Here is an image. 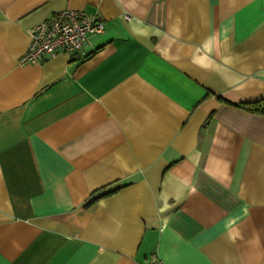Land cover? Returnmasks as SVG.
Listing matches in <instances>:
<instances>
[{"label":"crops","instance_id":"obj_1","mask_svg":"<svg viewBox=\"0 0 264 264\" xmlns=\"http://www.w3.org/2000/svg\"><path fill=\"white\" fill-rule=\"evenodd\" d=\"M261 98L264 0H0V264H264Z\"/></svg>","mask_w":264,"mask_h":264},{"label":"built area","instance_id":"obj_2","mask_svg":"<svg viewBox=\"0 0 264 264\" xmlns=\"http://www.w3.org/2000/svg\"><path fill=\"white\" fill-rule=\"evenodd\" d=\"M127 19L129 17L125 15ZM104 22L99 15L75 9H63L28 29L30 41L19 63H34L57 53L73 54L85 45L90 34L101 33ZM144 264H165L151 254Z\"/></svg>","mask_w":264,"mask_h":264},{"label":"trees","instance_id":"obj_3","mask_svg":"<svg viewBox=\"0 0 264 264\" xmlns=\"http://www.w3.org/2000/svg\"><path fill=\"white\" fill-rule=\"evenodd\" d=\"M237 106L251 112L264 114V98H261L254 102L240 103ZM99 196L100 195H98L97 197Z\"/></svg>","mask_w":264,"mask_h":264}]
</instances>
